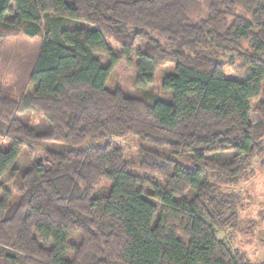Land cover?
<instances>
[{
    "label": "trees",
    "instance_id": "1",
    "mask_svg": "<svg viewBox=\"0 0 264 264\" xmlns=\"http://www.w3.org/2000/svg\"><path fill=\"white\" fill-rule=\"evenodd\" d=\"M17 35L41 44L18 100L0 88V179H15L0 264H254L215 230L236 228L229 189L264 157V0H0V56ZM132 54L137 85L170 102L106 88ZM125 137L150 146L134 164L111 142L81 147ZM46 143L64 148L17 172Z\"/></svg>",
    "mask_w": 264,
    "mask_h": 264
},
{
    "label": "rangeland",
    "instance_id": "2",
    "mask_svg": "<svg viewBox=\"0 0 264 264\" xmlns=\"http://www.w3.org/2000/svg\"><path fill=\"white\" fill-rule=\"evenodd\" d=\"M69 5L73 0H66ZM13 9V6H11ZM12 14H7L6 18L11 19ZM86 27H88L86 25ZM41 39H28L22 35L10 37L1 49L0 56V88L7 90L13 100H18L24 82L28 79L30 70L34 64V60L39 52ZM107 45L111 52L115 55L120 54L119 47L112 41H107ZM139 46H135L138 49ZM98 58L103 66L109 63L108 58L103 54H98ZM138 58L135 54L129 57L122 58L118 65L110 74L106 88L112 90L120 88L125 93L142 97L144 93H151L157 96L163 102L171 101V93H165L158 86H148L141 89L137 83L136 64ZM165 71H172L170 65L164 66ZM237 72L235 69L226 68L225 74L227 78L237 80ZM261 101H255L250 105V120L253 124L258 122L255 111L256 105ZM29 122L37 123L41 119V115L35 112L29 113ZM111 142L117 147H122L125 153V158L129 163L137 160L138 150L148 145L141 144L134 137H125L121 139L112 138L98 141H87L81 147L97 146L102 147ZM7 142L0 139V150L6 147ZM64 147L61 144L46 143L41 147L33 150L32 154L23 151L20 155L15 169L18 171L25 169L33 158L42 157L47 150H62ZM162 152V150H160ZM135 159V160H134ZM264 157L255 158L252 160L246 173L241 177L239 182L229 189V193L233 195L237 208V226L234 230L219 231L215 230L216 238L222 241L231 254L239 253L254 264L264 263ZM132 173L140 177V173L135 169ZM11 173L7 172L1 179V190H5L13 197L15 195L14 183L15 179L10 178ZM3 198L0 192V200Z\"/></svg>",
    "mask_w": 264,
    "mask_h": 264
}]
</instances>
